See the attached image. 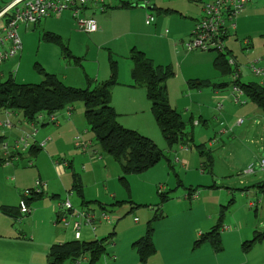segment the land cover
Wrapping results in <instances>:
<instances>
[{"label": "rangeland", "instance_id": "1", "mask_svg": "<svg viewBox=\"0 0 264 264\" xmlns=\"http://www.w3.org/2000/svg\"><path fill=\"white\" fill-rule=\"evenodd\" d=\"M6 1L9 0H0V5H4ZM113 1L115 2L116 0ZM196 4L197 3L191 0H150L149 6L155 5L154 9L130 7L122 14L117 15L122 21L119 24V27L125 23V29L129 26L131 31L128 34L117 38L115 41H111L108 45H101L102 41L99 38L100 36L93 37L90 33H87L82 29L79 24V21L85 20L92 15L94 16L93 12L99 11H93V8L87 9V14L85 9L81 10L79 17L74 15L73 9H68L61 13L59 17L53 15L44 19L41 24L37 26L30 24L25 29V25H21L18 29V33L22 41V50L14 57L6 60V63L2 67V70L5 72L3 79H6L9 76L10 70H13L12 76L14 79H17L18 82L26 81L27 83H39L43 78L42 74L39 73V68L43 67L47 72H53L60 77L67 75L68 79H65V81L78 88L87 87V82L85 81L88 78L87 74H90L91 78L89 77V79H91L93 83L91 86L92 88L102 83L104 79L106 80L107 78H110L112 73V60L116 62L118 77L119 69L122 70V77L124 71L126 74H129V69L133 64L130 54L136 47L137 49L144 51L148 57L154 60L155 63H162L163 65L171 66L174 72L177 70H186L187 65L189 69L200 72L203 76H209L208 78H212L220 72L213 66L212 62L213 58L218 55V51L196 50L194 52H187L186 48L181 46L177 48L175 46V41L181 40L179 37L185 38L183 36L188 30V21H192L189 16L196 17L201 14L200 9H197ZM147 14H153L157 22L161 19L163 20L159 29H156V27L153 26L156 21L152 25L146 23ZM168 21H170V23ZM47 22L49 27H45V23ZM235 22L236 28L233 30L236 31V34L232 35L225 41L227 48L232 50V54L229 53L228 49L224 51V53L227 54L229 59L233 58L236 60L237 65H239L242 70V81L258 82L260 78L252 75L251 71L254 62L260 67H263L264 63V0H252L249 2L243 11L238 14ZM166 27H168L170 31L168 38L162 36ZM51 28L56 31V33L53 34L60 38L58 37L56 40H53L44 37L45 32L52 30ZM79 32L82 34H79ZM23 33L27 34L26 37L23 36ZM108 36H111V34ZM187 39H189V36L185 40ZM248 39L250 40V46L245 44V40ZM65 47H67V50ZM185 55H189V59L187 60L186 65L182 66ZM237 65H232L233 69L236 68ZM98 67H100V79L97 78V73L94 71L98 70ZM105 71H109V75L101 77ZM221 75L219 74V80H222L231 86L233 85L232 75ZM181 80L183 81L182 75H180L179 78L172 76L168 80L170 89V95L168 91V96L169 100H171L170 103L172 102L174 105L178 106L177 109L181 112L183 119L187 122V131L192 132L194 141L188 143L189 146H183L186 153L192 157L191 168L189 166L185 168L181 165L180 161H176L175 154L179 155L180 152L177 151H179L180 146L182 145L174 144L171 148L168 147L167 141L164 138L151 109L149 114L150 122L154 126L148 127V122L145 120L143 129L147 132H153L151 138L159 147L165 150L166 157L156 165L158 167L157 174L155 173L151 174V176H147L148 174L146 171L148 170L139 174L130 173L126 177L127 183L123 182L121 180L122 167L120 162L103 150L102 146L95 138L94 133L89 128L85 117L84 103L78 101L73 105H69L62 109L65 110L74 107L73 114L76 117L78 125L80 124L82 126L81 132L86 127L90 131L88 133L86 132V135H84V138L82 136V139L89 140L88 135L91 134L101 150L98 147L97 148L101 152L104 151L108 158L110 157L109 163L113 165L110 166L109 170L106 172L103 168H98L95 177H93V175L88 176L86 182V184L89 185L87 188L91 189L92 192L97 190L92 186L95 181L102 184L99 188V190L102 191L101 200L106 201V211L111 215L113 220V223H111L112 225L102 224V227L105 230L107 227L112 228L115 226L117 231L108 243V253L111 252L113 247L111 244L114 241V237H119V235L122 234V230L126 228L124 227L125 225L132 224L131 222L134 217H137V219L146 223L147 219L142 213L147 211L149 204H152L155 210L157 209L158 204H160V197L156 192V188L158 189L159 185H168L167 190L169 195L172 196V198H179L182 196L185 189L183 188V185L178 186V184L180 181L185 180V178H187L186 180L188 181L192 175L196 177L202 175L204 177L201 181L208 184L213 182L212 175L209 173V166L204 168L205 173H202L200 167L199 159L207 163L206 160L208 155L213 156L212 170L215 173V180L218 182V186L221 188L229 185L234 187L236 189L234 194L237 203L243 200L241 198L242 191H240L242 187L248 186L253 189L257 188L256 186L263 185L264 110L260 108V116L250 115L247 117L243 115L247 118L244 125H240L239 128L234 130L232 129L229 134H220L221 129L231 127L230 123L234 119L233 116H237V114L233 115L235 109L243 111L247 105H250L251 103L254 105L253 102L250 101L246 95L240 94L239 96H242L244 100L248 101V104L236 103L233 96V101L230 100L229 104L222 111H217L212 103L213 88L205 87L203 88L202 95H194V101L191 102V107L187 110L182 105ZM174 81H176L175 85H173ZM132 83L136 87H144L142 84L135 83L133 79ZM118 84L119 79L114 87ZM183 84L186 85V82L183 81ZM231 86L227 87L228 92H230V88L232 89ZM139 90L145 92L142 88H139ZM184 90L186 93H189L187 86H185ZM193 91H196V89H193ZM144 100L149 104L150 100L147 95L146 98L144 97ZM62 110L59 112L64 114L65 111ZM129 112L130 111L127 110L126 114ZM222 117L224 118L221 121L220 119ZM203 119H205V121H203ZM46 127H55L54 129L58 128V126L53 123L48 124ZM34 130L35 129L31 127L29 132ZM25 134L26 131H15L14 138L18 136L21 137ZM77 134L78 133L74 134L73 132L68 133V131L65 130L62 132L61 136L58 137L57 130L54 131V134L50 135L51 139L46 141L47 144L41 146L42 151L33 158L36 165H28L27 160L30 157H28L27 153L24 154V159L13 164H0V230H2L3 227L6 232L11 230L9 233L11 235H6L5 233L6 236H18L5 237L2 240L4 241L3 243L12 246L11 252L15 253V251H17L18 253H24L27 250H32L34 248L39 249L40 246H43L44 253H46V250L48 253V250L54 241L51 240L48 243L45 242H47L46 240L53 238L56 233H60V236L65 234L68 240L73 237L70 234L71 229L65 228L62 224H57L55 222L58 213L56 212V209H54V203L56 205L55 201H57V199L52 198V191L47 192V194H44L41 199L30 204L33 211L26 216L16 218L15 222L12 217L2 211L1 207H3V205L16 206L20 201L16 185L13 182L14 180H11L14 177H16L18 184L24 187L22 189L24 192L25 189L35 187V182L39 178L37 176L38 169L43 174L54 179L55 183H59V180H62L61 178L66 172L71 173L72 169L69 167L63 172L60 171V168L55 166L53 162L54 159L64 156L66 160L73 161L76 169H82V172L89 170L91 167L90 163L85 162V160L82 159V155H85L83 153L84 150L75 146V139L80 135ZM216 135L220 138L219 142L221 139L223 142L221 141L219 143L216 141L217 144H210L211 139ZM12 138L13 137H11V139ZM13 140L16 139H12V141ZM31 142L34 141L32 140ZM199 144H204L203 149L207 152L203 155L205 157L201 156L202 154L197 147ZM94 145L96 144L94 143ZM92 151L93 150H89L87 154H90ZM210 151H212V153ZM46 152L48 153L45 154ZM58 152H63L64 154ZM169 158L171 159V166L168 161ZM102 159L99 161L102 162ZM173 165H175V170L172 167ZM245 167L247 169H252L251 174L248 175L246 173ZM120 169L121 174L119 175ZM189 170H195L196 172H190ZM185 172H188L187 175ZM157 175L158 177H154ZM19 177H21V181H19ZM157 178H162V181L154 184L155 186L153 189L151 187V182ZM41 181L47 183L46 180L42 179ZM241 181L246 183L241 184ZM185 186L188 187L187 185ZM202 188L203 183L202 185H199V189ZM258 190L259 189L257 188L256 191ZM252 191H254V189ZM114 194L116 196H114ZM65 195V193L62 195L63 198ZM72 197L77 198L78 195L73 193ZM231 197L232 196H230V198ZM248 197L254 198L252 200L257 203L261 200L262 203H260L259 209L258 207L252 208L249 216L242 213V217L247 220L246 222L250 221L251 229L253 231L258 230V233L263 232L264 188L262 191H258L257 196L254 192H249L247 196H244L245 202L249 201ZM116 201H119L120 204H117L118 206L112 205ZM74 203L76 205L75 207L80 205L79 202ZM99 206L100 205L97 206L95 203H91L89 208L90 210L98 212L101 210V207ZM78 208L79 207H77V209ZM130 208L131 211H134L129 213ZM58 212L63 214L65 210L58 207ZM229 214H231V211ZM121 227H123L122 230ZM82 229H86L85 226ZM65 231L68 233H64ZM82 238L84 239V237ZM253 238L254 237L250 240ZM123 241L124 239L122 237L117 239L119 244ZM227 246L228 248H233L234 242H228ZM263 251L264 241L262 240L261 242L256 243L253 248L247 252L263 253Z\"/></svg>", "mask_w": 264, "mask_h": 264}, {"label": "crops", "instance_id": "2", "mask_svg": "<svg viewBox=\"0 0 264 264\" xmlns=\"http://www.w3.org/2000/svg\"><path fill=\"white\" fill-rule=\"evenodd\" d=\"M11 1L12 0L6 1L4 5H0V8L5 6ZM193 2L197 3L196 7L197 9H200L201 14L196 17L189 16L192 21L190 20L188 21V27H187L188 30L187 32H185V35L183 36L185 38L179 37V39L181 40L175 41V46L177 48H179L180 46L183 48H186L185 41H187L188 39L187 40L185 39L188 36L190 37L192 28L194 27L196 21L204 15L203 8L202 6H200L201 4L196 1H193ZM78 3H79V0H76L77 5ZM131 7L132 8L154 9L155 5L148 6V7H143L142 5H137V6L131 5ZM89 8H93V11L99 10V11L93 12L94 16L93 15L91 16L97 20L99 28L96 32L90 33V35H92L93 37L100 36L99 38L102 41L101 45L103 44L108 45L109 43H111V41H115L117 38L123 35H126L131 31L129 26L127 27V29H125L126 27L125 23L121 27H119V24L122 21H121V18H119L117 14H122L123 12H125V10H128L130 8V7L122 6V2L110 3L105 8H101V6L99 5H90V6L82 7L81 9L82 10L85 9L86 14H87L88 13L87 9ZM64 11L65 10H63L61 13H63ZM61 13L55 16L59 17ZM50 16H53V14ZM50 16H47L44 19ZM44 19H42L41 22ZM193 20H194V23H193ZM155 21L156 19L154 20V22ZM41 22L36 24L35 26L41 24ZM154 22L152 24H154ZM162 22H163L162 19L159 20L158 22L156 21L153 26H155L156 29H159ZM168 22L170 23V21ZM29 25H25V29ZM45 27H49L48 22L45 23ZM46 33L53 34V33H56V31L52 29V30H48L47 32H45V34ZM169 33H170L169 28L166 27L163 31L162 36H164V38H168ZM23 34H24L23 36L26 37L27 34L26 33H23ZM79 34H82V33L79 32ZM110 34L111 36H108ZM245 44L247 46H250V40L249 39L245 40ZM188 51L189 50H187V52ZM194 51H189V52H194ZM229 53L232 54L231 49L229 50ZM215 57L212 60L214 67H215V64H214ZM184 58H183L184 62L182 66L186 65V62L189 59V55H185ZM227 59L229 62L228 57ZM5 63L6 61L0 64V74L2 77L5 74L4 70H2V67L4 66ZM160 64L163 65L162 63ZM229 64L231 66L234 64L237 65L236 60L234 64H231L230 62ZM253 64H255V62ZM132 68H133V64H132V67L129 69V74H126L125 71L123 72L124 73L123 77L121 74L122 70L119 69V77H118L119 84L116 85L112 90V95L113 97H115V98L112 97V103L115 109L117 110V112L119 113V121L123 126L136 129L140 131L142 134L147 135L151 138L153 132H147L143 129L145 120L148 122V125H147L148 127L154 126L150 122V115H149L151 112V102L148 100L149 101V104H148L144 100V97L146 98V95H147L145 94L146 90L144 87H141V86L136 87L135 85H133L132 76L130 74V72L132 71ZM263 68H264V63H263ZM12 71L13 70H10L9 76L12 75ZM94 71H96L97 73L96 75L97 78L100 79V74H99L100 67H98V70H94ZM50 73H53V72H50ZM221 73L219 72L220 75ZM251 73L252 75L256 76L255 73H253V71H251ZM219 74L214 75V77L212 78H208L209 76L208 77L203 76L200 72L189 69L187 65H186V70L184 69L180 71L177 70L175 72V75H174L175 77L179 78V76L182 75L183 81L186 82V85H184L183 81L182 80L180 81L181 82V99L183 100L182 105L185 107V109L188 110L191 107V102L194 101L193 100L194 95L203 94V88L205 87L213 88L212 103L217 111H222L229 104L230 100L233 101V96H234V101L236 103L248 104V101L244 100L242 96H239L236 93H234V88H233L234 82L236 80L242 81L241 80L242 70L240 69L239 65H237L236 68L233 69L232 74H229V75H232L233 77L232 86L230 84L223 82L222 80H219V77H220ZM107 75H109V71L103 72L101 77H106ZM221 76H223V74ZM87 77L91 78L90 74L89 75L87 74ZM60 78L67 85L73 86V84L67 83L65 81V79H68L67 75H63V77H60ZM15 80L17 81V79ZM190 80H208L210 82V85L202 87V88L192 87V85L189 83ZM85 82H87V79ZM248 82H251V81H248ZM253 82H256V81H253ZM258 82L260 83V80ZM19 83H27V82L21 81ZM175 84H176V81H174L173 85ZM185 86L188 87L189 93L185 92L184 90ZM229 86L232 87V89L230 88V92L227 91V87ZM139 88L144 89L145 92L142 90H139ZM193 89H196V91H193ZM167 90L169 91V95H170V89H169L168 82H167ZM242 95H246V94L242 93ZM191 97H192V100H191ZM221 98H223L225 102H224L222 109H218L217 101L220 100ZM171 104L176 109L178 108V106L174 105L172 102ZM253 104L254 105H252V103L250 105H247L243 111L235 109V111L233 112V115L237 114V116H233L234 119L230 123L231 127L230 128L225 127L224 129H221L220 134H229L232 129L234 130L236 128H239L240 125H244L247 119L245 116L247 117H249L250 115L260 116L261 115L260 108L255 103ZM73 110H74V107H71L70 109L67 108L65 110H62V111H65L64 114H62L61 112H58L57 122H50L47 114L38 115V117L35 120L30 121L26 119L23 113L20 111H13V110L0 111V164H3V165L13 164L17 161L24 159V154L27 153L28 157H30L27 160L28 165L29 164L32 166L36 165V162L33 161V158H35L40 153V151H42L41 146L47 144L46 141L51 139L50 135L54 134V131L56 130H57L58 137L61 136L63 131L67 130L68 133L70 132H73L74 134L78 133L80 134L79 136L81 137V139H82V136L84 138V135H86V132L88 133L90 131L86 127L81 132L82 126L80 124L78 125L76 121V117L73 114ZM127 110H129L130 112L126 114ZM224 117H222L220 120L222 121ZM238 118H243V122L241 124L235 123L236 119ZM6 120H9L12 123L11 127H8L2 124ZM203 121H205V119H203ZM50 123L57 125L58 128L54 129L55 127L54 128L46 127ZM31 127H33L37 132L34 137L28 140V145H26L25 147L21 142L23 135L21 137L18 136L14 138V133L15 131L29 132V129ZM153 131H156V130H153ZM11 137H13L12 139H16V140L12 141ZM215 137L211 139L210 144H217L216 141L219 142L220 138H218L217 135ZM88 138L89 140L82 139V141L86 143L87 145L86 147L77 146L76 144L75 146L80 147L84 150L83 153L85 155H82V159H84L85 162L90 163V166H91L90 169L82 172V169L81 170L76 169L72 160L71 161L66 160L64 156L58 159H54L53 162L55 166H57V168H60V171L63 172L68 167L72 169L71 170L72 176H71V173L66 172L62 178L60 177L62 180H59V183H55L54 179H52L48 175L43 174L38 169L37 171V176L39 177L38 179L39 180L43 179L47 181V183L45 182L46 190L43 194H33V196L31 197L32 199L30 201V204H32L36 200L41 199L42 195L47 194V192L52 191V194H51L52 198L57 199V201H55L56 205L54 203V209H56V212L58 213L57 216L61 214L60 212H58V207L62 208L61 203H63L67 199V197L70 199L75 209L79 207L77 210H82V209L90 210L89 207L91 203H95V205L97 206L100 205L99 207H101V210H99L98 213L102 210L106 211V201L101 200L102 191L99 190L102 184L95 181V183L92 186L97 190L95 192H92L91 189L87 188V186L89 185H87L86 182L88 180V176L93 175V177H95L96 172L98 171V168H103L106 172L109 170V167L113 165L109 163L110 157L108 158V156L106 155L104 151L102 152L100 151L101 149L99 148L98 143L95 142L91 134L88 135ZM32 140L34 142H31ZM94 143L96 145H94ZM48 146H49V143H48ZM89 150H93V151L90 154H87ZM177 152H180V153L179 155L175 154L176 161L177 162L180 161L181 165L185 168L188 166L191 168L192 167L191 155L186 153L183 146H180V149ZM210 152L212 153V151ZM47 153L48 152H46L45 154ZM58 153H63V152H58ZM201 156L205 157L203 155ZM100 159H102V162L99 161ZM168 161L171 166L172 165L171 159L169 158ZM199 161H200V167H201L202 173H205L204 163L206 162L200 159ZM63 162L67 164H64ZM156 165L149 168L148 171H146L148 174L147 176L149 175L151 176V174H155V173L157 174L158 167ZM172 167L175 170V165H173ZM245 169L247 170L246 167ZM189 171L196 172L195 170H189ZM188 172H185L186 175ZM209 173H211L212 175V181H213L211 182L212 184L211 183L208 184V183L201 181V179L204 177L202 175L197 176V177L192 175L190 177V180L187 181L186 180L187 178H185V180L180 181L178 186L183 185V188L185 189V191H183L182 196L179 198H172V196L169 195L168 190H167L168 185H165V186L163 185V187H161L162 184L159 185L158 189L156 188V192L158 193V196L160 197V204H158L157 209L155 210L152 204H149V205L147 204L148 205L147 211L142 213L143 216H145L147 219L146 223L143 222L142 220L137 219V217H134L131 222L132 224L125 225L124 227L126 228L124 229L123 227H121V230L123 229L122 230L123 232L121 235H119V237H122L124 241L119 244V242H117V239L119 237H116V238L114 237V241L111 244V246L113 247L110 253H108V243H107V251H106V254L103 257H101L100 264H264V251L263 253H249L244 249L243 244L246 241H249L252 237H254L258 230L253 231L251 229L250 221L246 222L247 220H245L242 217V213H244L246 216H249V214L251 213V209L257 208V207L259 209V205L260 203H262L261 200H259L258 203L255 202L254 200H252L254 198H251V197H248L249 201L247 200L248 202H245L244 196L245 195L247 196L249 192H254L257 196L258 191L259 190L262 191L263 188L259 187L261 186L259 185V186H256L259 189L258 191H256L257 188H253L254 191H252L253 189L248 186L242 187L240 191H242L241 198L243 200L237 203V199L234 194L236 189L230 185L224 188H221L220 186H218V182L215 180V173L212 170V167L211 169H209ZM120 174H121V169H120L119 175ZM247 174L249 175L251 173L248 172ZM75 176H78L81 179V191H77L74 188ZM154 177H158V175ZM11 180H14L13 182L16 185L18 197H20L21 199V197L23 196L22 189L24 187L18 184L16 177H14ZM19 181H21V177H19ZM160 181H162V178H157L156 180H153V182H151V187L154 189V186H155L154 184H157ZM202 183H203V188L199 189V185H202ZM240 183L245 184L246 182L241 181ZM185 185H187L188 187H186ZM64 193L66 195L63 198L62 195H64ZM73 193H76L78 197L73 198L72 197ZM163 194H166V195H163ZM114 196L116 195L114 194ZM230 196L232 197L230 198ZM74 202H79L80 205L75 207L76 205ZM253 203L255 205H253ZM117 204H120V202L116 201L112 205L118 206ZM102 205L104 208L102 207ZM18 207H19V203H17L16 206L3 205L1 209L3 208L13 209L16 213L18 211ZM223 210L225 213H224L223 224L220 228L223 249L221 251H216L213 245L209 241L204 242L201 245H196V241L199 239V237L203 233L209 232L212 228H214L218 224ZM132 211L130 208L129 213ZM230 211H231V214H229ZM9 216L13 218L14 222L16 221V218H18V217H15V214L9 215ZM22 216L23 215L21 214L19 218ZM55 222H57V219L55 220ZM73 222L74 220L72 219L71 225L73 224ZM111 223H113V221L108 223L106 221L98 220V222H96L95 224V229L91 228L88 225H84L86 229H81V236L78 240L88 242V241H92L96 239H99V240L105 239L110 236L112 238L114 234L117 232L115 226L112 228L107 227L105 228V230L102 227V224L112 225ZM57 224H62V223L57 222ZM149 224H151V227L153 229L152 237H151V241L149 245L150 252L141 253L139 247L136 246V242L142 239L146 235L147 230L149 228ZM68 229H71L70 234L73 236L72 238H69V239L70 240L77 239L75 237L74 228L68 227ZM0 231H3V232H0V241H1L0 242V264H47L49 253H47V250H46V253H44L43 246H40L39 249L34 248L32 250H27L24 253H18L17 251H15V253L11 252L12 246L10 244L3 243L4 241L2 240L5 237H18V236L17 235L16 236H6V235H11L9 234L11 230H8L6 232L3 227H2V230ZM64 233H68V232L65 231ZM66 237L67 236L65 234H62L60 236V233H56L53 238L46 240L47 242L45 243H48L51 240L54 241L53 244L69 241L68 238ZM82 237H84V239ZM231 241L234 242V246L233 248H228L227 243ZM64 264H89V258L87 255H84L82 257H79L77 261L75 262L68 261Z\"/></svg>", "mask_w": 264, "mask_h": 264}, {"label": "trees", "instance_id": "3", "mask_svg": "<svg viewBox=\"0 0 264 264\" xmlns=\"http://www.w3.org/2000/svg\"><path fill=\"white\" fill-rule=\"evenodd\" d=\"M122 6L131 7L126 1H122ZM44 37L56 40L59 36L46 33ZM65 49L67 50V47ZM130 57L133 62L132 79L135 83L144 86L147 97L151 101V109L168 147L171 148L174 144L189 146L188 143L194 141L192 132L187 131V122L183 119L181 112L172 106L168 96L167 82L175 74L173 68L169 65L155 63L144 51L137 48L132 50ZM214 64L224 75L233 73V68L224 52L216 55ZM39 73L43 76L39 83H19L12 75L3 79L0 74V111H20L26 119L33 121L38 115L58 113L67 106L82 101L85 105V117L90 130L103 150L120 162L121 180L126 183L128 174L142 173L166 157L165 150L159 147L152 138L120 123L119 113L112 103V90L118 83L115 61L112 60L110 78L92 88V81L89 78H87V87L78 88L67 85L57 74L47 72L43 67L39 68ZM189 83L197 88L210 85L208 80H190ZM234 85L238 86L250 101L264 110V85L259 82L239 80H236ZM197 147L202 155L207 153L203 149V144ZM207 163L203 166L206 168L209 166L211 169L212 155L207 156ZM259 187L264 188V182ZM74 188L81 191V179L78 176H75ZM31 199V197L28 199L29 202ZM2 210L9 215L15 214V217L21 215L19 207L16 213L13 209L3 208ZM224 213L223 210L218 224L209 232L203 233L196 241V245L209 241L216 251L223 249L220 228L223 224ZM152 232L153 229L149 224L146 235L136 242L141 253L150 252ZM110 238L111 236L88 242L74 239L55 243L49 249L47 264L75 262L84 255L88 256L89 264H100L101 257L106 254ZM262 240H264V231L257 232L252 240L243 244L244 249L248 251Z\"/></svg>", "mask_w": 264, "mask_h": 264}, {"label": "built area", "instance_id": "4", "mask_svg": "<svg viewBox=\"0 0 264 264\" xmlns=\"http://www.w3.org/2000/svg\"><path fill=\"white\" fill-rule=\"evenodd\" d=\"M126 1L130 5H142L148 7L150 0H116L115 2ZM199 2L203 8L204 15L198 19L192 28L189 39L186 41V48L189 51H218L224 52L228 48L225 41L232 35H235L236 28L235 19L240 14L245 6L252 0H193ZM113 0H79L78 5L76 0H12L5 6L0 8V64L14 57L22 50V41L18 33L21 25L38 24L47 16L58 15L63 10L73 9L74 15L79 17L81 8L90 5H99L105 8L108 4L113 3ZM155 20L153 14H147L146 23L152 24ZM81 27L87 32H96L99 28L98 22L94 17L86 18L79 21ZM168 31V30H167ZM231 64L235 63V59H229ZM252 71L260 78V84L264 85V68L252 64ZM234 93L240 95L243 91L236 85L233 86ZM239 97V96H237ZM239 100V99H237ZM224 99L217 101L218 109H222ZM50 122H57V113L48 115ZM243 118L236 119V124H241ZM5 126L11 127L12 123L9 120L3 122ZM36 130L26 132L21 140L26 147L28 140L36 135ZM75 144L77 146L86 147L80 136L76 137ZM64 164H67L63 162ZM264 164V160H263ZM248 170V171H247ZM246 173H251L252 169H247ZM163 187V185L161 186ZM46 190V185L41 180H36L35 187L25 189L23 196L19 201L20 213L23 216L30 214L33 208L30 205L29 198L33 194H43ZM61 207L65 212L57 216V222L62 223L65 228H74L75 237L81 236V229L84 225H88L95 229V224L98 220L112 222L111 215L102 210L99 213L94 210H77L73 207L70 199L61 203ZM253 205H255L253 203ZM74 220L71 225V220ZM56 222V223H57Z\"/></svg>", "mask_w": 264, "mask_h": 264}]
</instances>
